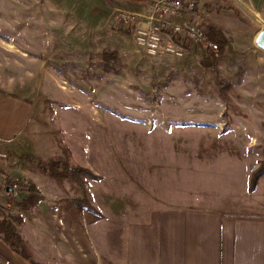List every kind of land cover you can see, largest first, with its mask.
<instances>
[{"label": "rangeland", "instance_id": "1", "mask_svg": "<svg viewBox=\"0 0 264 264\" xmlns=\"http://www.w3.org/2000/svg\"><path fill=\"white\" fill-rule=\"evenodd\" d=\"M192 1L194 14L202 16L196 24L208 31L211 18L222 20L224 28L215 29L228 43L220 48L208 34L216 53L184 46V57L175 59L138 50L132 29L118 21L124 7L115 0H0V93L29 101L26 129L34 147L24 155L11 147L0 153V170L14 179L0 205L16 211L15 202L25 198L21 182L44 196L31 213L21 212V235L34 261L99 264L112 246L121 254V221L136 215L131 198L148 194L145 176L154 187L162 180L170 192L176 173L181 197L198 200L214 190L208 159H227L229 144L253 145V170L264 161V52L246 38L245 19L234 12L226 19L228 11L207 15L221 8L220 0ZM149 156L157 159L153 168ZM49 162L71 168L87 163L86 170L104 181L71 170L57 180L38 167ZM87 191L107 220L82 227L85 213L100 215L67 203L84 195L91 202ZM263 199L259 194L246 202ZM1 245L7 261L0 258V264H28Z\"/></svg>", "mask_w": 264, "mask_h": 264}, {"label": "crops", "instance_id": "2", "mask_svg": "<svg viewBox=\"0 0 264 264\" xmlns=\"http://www.w3.org/2000/svg\"><path fill=\"white\" fill-rule=\"evenodd\" d=\"M115 1L123 4L124 8L119 10L142 13L147 9V4L143 0ZM199 1L208 2V0ZM220 1L221 8L215 12H208L207 15H220V13L224 15L223 13L228 11L230 14L226 19H229L233 12L228 8L238 6L239 14L249 24L248 28L244 29L246 38L253 37L254 41L256 34L264 30V0ZM114 10L116 8L112 11L107 9L104 20L111 17ZM200 14H183L178 21H192L196 24L195 21L202 17ZM221 22L222 20L218 18H211L209 20L211 26H209L221 30L224 28ZM126 26L132 29L131 26ZM30 115L31 105L27 99L18 95L7 96L6 93H0V153L5 154V150L11 147L14 154L23 152L24 155L26 148H34L33 132L26 129ZM252 147L253 145L229 144L227 159L210 157L208 169L214 172L211 180V187L214 190L202 195L198 200L196 196L186 198L188 200L181 197L176 189L177 184L181 185V178L177 179L176 173L172 184L174 190L170 192L163 188L162 180L154 183V187L148 184L145 176L143 186L144 190H148V194L134 195L131 199L134 202L136 215L127 221H121L122 228L126 230L124 247L119 251L122 253H117L118 248L112 246L111 254L99 256L97 262L99 264H264V199L259 202H246L251 196L255 197L259 194L264 198L263 178L257 180L252 191L249 190L250 174L255 165V160L250 156ZM83 149L85 152V148ZM148 160L149 166L155 167L157 159L149 156ZM221 160L231 163L226 166ZM158 163L161 166V159ZM89 167V164L85 163L83 168ZM100 177L102 178L100 181L93 183L103 182L104 177L102 175ZM151 178L152 176L148 178L149 181ZM87 194L100 217L85 213L83 221L80 222L82 227L86 223L94 224L97 220H107L95 205L91 191H87ZM237 197L242 198L244 202L239 203ZM118 222L120 223V219ZM2 247L0 243V258L1 255L7 254L3 252L5 250Z\"/></svg>", "mask_w": 264, "mask_h": 264}, {"label": "built area", "instance_id": "3", "mask_svg": "<svg viewBox=\"0 0 264 264\" xmlns=\"http://www.w3.org/2000/svg\"><path fill=\"white\" fill-rule=\"evenodd\" d=\"M143 1L147 4V9L142 13L118 10L117 18L132 27L134 45L145 56L163 55L182 59L187 46L202 48L210 53L217 52V44L209 39L204 28L192 21H178L181 15L194 13V1ZM0 158H4V155L0 154Z\"/></svg>", "mask_w": 264, "mask_h": 264}, {"label": "trees", "instance_id": "4", "mask_svg": "<svg viewBox=\"0 0 264 264\" xmlns=\"http://www.w3.org/2000/svg\"><path fill=\"white\" fill-rule=\"evenodd\" d=\"M228 10L234 12L237 19L244 20L243 16L238 12H235L234 8L229 7ZM207 33L217 44H219L220 48L228 43V39L225 38L222 32L216 30L214 27L209 28ZM202 64L207 66L205 63ZM104 71L108 72V69L105 68ZM38 167L41 172L46 173L48 176L57 180L64 177L68 170H71L75 175H77V177L84 174L91 181L100 180V178L95 176L91 171L83 169L79 166L71 168L66 163H39ZM261 177H264V161H261L257 168L250 174V191L253 190L256 181ZM1 180H4V185L0 184V194L7 192V187H10L14 182V179L6 175L2 170H0V181ZM18 187L19 192L25 194V198L19 202H15L16 211L14 213H9L4 206L0 205V242L14 255L28 264H40L34 261L30 256L27 250V242L21 235V227L24 223L21 212L31 213L36 206L44 201V196L33 184L21 182L18 184ZM67 204H73L77 208H85L90 213L100 215L95 207L92 206L91 202L86 199L85 195L83 198L69 201Z\"/></svg>", "mask_w": 264, "mask_h": 264}, {"label": "water", "instance_id": "5", "mask_svg": "<svg viewBox=\"0 0 264 264\" xmlns=\"http://www.w3.org/2000/svg\"><path fill=\"white\" fill-rule=\"evenodd\" d=\"M255 46L264 52V30H260L254 38ZM7 191L10 189L7 188Z\"/></svg>", "mask_w": 264, "mask_h": 264}]
</instances>
